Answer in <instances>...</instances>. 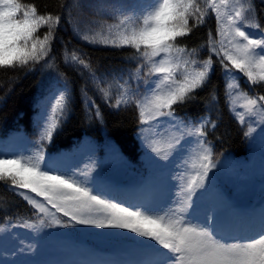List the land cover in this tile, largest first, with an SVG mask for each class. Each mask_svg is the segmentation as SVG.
Returning a JSON list of instances; mask_svg holds the SVG:
<instances>
[{
    "label": "trees",
    "instance_id": "trees-1",
    "mask_svg": "<svg viewBox=\"0 0 264 264\" xmlns=\"http://www.w3.org/2000/svg\"><path fill=\"white\" fill-rule=\"evenodd\" d=\"M155 2L21 0V3L35 5L38 14H51L60 19L52 29L48 57L38 64L30 62L23 67L0 68V158H28L34 156L37 149H42L44 165L49 170L58 162L66 170H71L69 175H64L107 199L101 191L102 177L109 176L114 170L123 174L126 181L152 176L160 167L161 158L151 151L150 140L163 138L164 143L171 142L173 136L181 137L175 125H186L183 130L187 132L204 121L207 135L200 139L211 147L215 165L209 172V180L216 182L222 178L235 184L232 172L239 164L246 163L252 176V184L246 182V188L262 187L264 117L245 113V121L241 123L236 113H244L239 104L244 103L246 98H255L258 104H264L259 100L260 96H264V82L251 83L244 74L231 69V65L228 68L235 78L226 75L224 64L227 61L221 64L220 57L211 51L209 45L210 32L217 41V49L223 38L217 35L216 17L208 9V0H196L202 10L207 9L204 22L197 24L190 18L191 33L178 40L189 52L196 49L189 59H195L197 67L211 57L213 68L207 82L191 93L190 99L173 106V118L161 117L152 125L141 124L136 101L146 96L153 87L151 82L158 77L147 75L148 66H141L143 58L134 48L104 44L100 40L104 36L116 39L117 33L124 27H116L120 19L124 16L140 17ZM241 7L245 9V20L241 26L249 23L258 25L246 26L244 30L255 38L264 37V0H229L227 12L234 14ZM48 31L49 28L44 26L37 35L43 37ZM84 36L95 37V40L90 42ZM224 45L228 46L226 39ZM73 55L78 57L77 61L71 59ZM79 60H83L84 64ZM180 76L178 72L177 78ZM229 84L231 88H228ZM60 91L66 93V108L52 140L41 141L45 115L49 105L54 106L52 97ZM126 96L129 102L117 107L116 101ZM197 139L184 135L170 152L186 154L192 144V155L196 156L199 151ZM183 143L189 144L185 148H177ZM53 174L61 173L55 170ZM20 191L12 188L8 181L0 182V236H19L20 227L25 228L29 236L41 241L44 260L63 253L76 258L83 251L79 243L85 240L89 231L94 233L91 236L93 249H104L110 239L111 242H118L117 239L125 234L135 239L139 237L126 229L75 224L60 213H56V217L64 222L63 217L72 229L56 225L52 223L51 216L38 213L19 194ZM35 199L42 200L39 197ZM50 211L55 212L54 209ZM35 215L37 219H33Z\"/></svg>",
    "mask_w": 264,
    "mask_h": 264
},
{
    "label": "snow or ice",
    "instance_id": "snow-or-ice-1",
    "mask_svg": "<svg viewBox=\"0 0 264 264\" xmlns=\"http://www.w3.org/2000/svg\"><path fill=\"white\" fill-rule=\"evenodd\" d=\"M228 4L229 0H208V9L216 17L217 35L223 38L217 49V41L209 33L211 51L220 57L221 64L227 61L224 64L227 76L235 78L228 68L231 65V69L244 74L251 83L264 82V37L255 38L245 31L246 26L258 25L249 23L241 26L245 20V9L241 7L234 14H228ZM206 15L207 9L202 10L196 0H156L140 17L124 16L120 19L116 27H124L117 33L116 39L110 40L107 36L101 38L100 42L104 44L134 48L143 58L141 66H148L147 75L158 77L151 82L153 87L146 96L136 101L141 124L152 125L161 117L173 118V106L190 99L191 93L207 82L213 68L211 57L197 67V61L189 59L196 49L189 52L178 43L180 38L192 31L190 18L202 24ZM59 19L51 14H38L35 5L21 3V0H0V68L23 67L30 62L38 64L48 57L53 39L52 29L59 24ZM137 21L140 23L137 24ZM44 26L49 31L40 37L37 33ZM84 39L92 42L95 37L84 36ZM224 39L227 40V47ZM71 59L77 61L78 57L73 55ZM79 63L84 64V61L79 60ZM178 72L181 73L179 79ZM231 87L229 84L228 88ZM228 95L231 96V93ZM52 99L55 103L54 106L49 105L45 115L41 141L52 140L66 108L65 91H60ZM259 100L264 101V96H260ZM128 102L126 96L123 100L118 99L116 106ZM239 107L244 109V113H236L241 123L245 121V113L264 117V104H258L255 98H246ZM206 127L207 124L201 121L200 126L185 132L183 129L187 128L186 125H175L181 137L188 135L198 138L199 151L193 161L195 174L185 181L182 198L177 201L176 207L169 208L163 214L130 210L102 198L71 177L53 174L44 165L42 149H37V153L28 158H0V182L8 181L12 188L22 190L19 194L38 213L51 216L52 223L56 225L68 226L56 217V213H60L75 224L126 229L154 241L155 245L167 250L158 253L164 257L163 264H264V230L244 239L227 241L221 240L209 227L192 223L186 218L192 206L193 194L204 186L209 172L215 167L211 147L200 139L207 135ZM181 137L173 136L171 142L167 143L163 142V138L151 139V151L161 159H167L169 151Z\"/></svg>",
    "mask_w": 264,
    "mask_h": 264
},
{
    "label": "rangeland",
    "instance_id": "rangeland-1",
    "mask_svg": "<svg viewBox=\"0 0 264 264\" xmlns=\"http://www.w3.org/2000/svg\"><path fill=\"white\" fill-rule=\"evenodd\" d=\"M180 164L176 165L173 169V173L168 178L167 187L168 190H173V195L177 194L181 189H183V185L185 181L192 175L195 174V169L193 167V161L189 163H185L183 161L179 162ZM167 171V170H166ZM105 183V189L109 191H117L116 183L113 180H107ZM143 191L148 192L145 188ZM132 194V191H130ZM246 195V194H245ZM206 203L204 207L201 209V214L204 217L211 216V224L210 226H214L215 228H223L226 222V226H231L233 228V232H240L241 236L246 237V233L249 236L255 235L261 230H264V199L262 200H243L240 198L238 193L230 194V198H228L221 188H207V194L205 195ZM145 203V202H143ZM160 204V200L155 201V205L151 208V212L163 214L162 210L158 211V206ZM163 206L169 207V202H165ZM231 209L239 210L242 215L249 214L250 220L243 223V227H236L237 222L233 221L232 218L234 216H229V212ZM200 226H203L202 223H197ZM248 237V236H247ZM154 251H151L150 254H154ZM120 260H116L113 262L114 264H118ZM88 260L82 262L81 264H89ZM62 264V263H60ZM102 264V263H101Z\"/></svg>",
    "mask_w": 264,
    "mask_h": 264
}]
</instances>
